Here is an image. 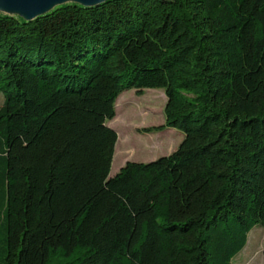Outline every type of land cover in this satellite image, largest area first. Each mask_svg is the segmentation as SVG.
Segmentation results:
<instances>
[{"label":"trees","instance_id":"1","mask_svg":"<svg viewBox=\"0 0 264 264\" xmlns=\"http://www.w3.org/2000/svg\"><path fill=\"white\" fill-rule=\"evenodd\" d=\"M147 89L184 139L110 177L117 99ZM0 225L4 264H233L264 228V0L0 15Z\"/></svg>","mask_w":264,"mask_h":264},{"label":"rangeland","instance_id":"2","mask_svg":"<svg viewBox=\"0 0 264 264\" xmlns=\"http://www.w3.org/2000/svg\"><path fill=\"white\" fill-rule=\"evenodd\" d=\"M0 15L24 19L21 13L8 12L1 7ZM166 102L167 98L162 89H147L143 95H138L135 90H129L118 97L116 102V117L108 122V126L118 134V142L115 149L116 159L114 156L110 177H114L118 173V170L128 162L149 163L156 161L162 157L171 155L180 146L184 139V134L181 131L177 129L158 130V128L165 124L164 109ZM141 109L148 115L147 118L153 117L152 121L142 123L145 118H141L130 122L128 123L130 128L127 132L124 129L126 116L133 114L138 117L140 116ZM128 134L133 140L131 146H127L125 143V138ZM127 151H129V154H124ZM4 239L5 231L0 225V264H4V252L1 251V247L3 246L4 248ZM248 244L249 247L240 256L233 259V264H240V260L244 258H247L248 264H264L263 227L256 226L250 232ZM251 245L252 247L255 246V250L249 253Z\"/></svg>","mask_w":264,"mask_h":264},{"label":"water","instance_id":"3","mask_svg":"<svg viewBox=\"0 0 264 264\" xmlns=\"http://www.w3.org/2000/svg\"><path fill=\"white\" fill-rule=\"evenodd\" d=\"M6 4L11 7L18 8L22 11L19 12L23 15L24 19L33 21L41 16H44L51 12L55 7L61 6L67 3H62L47 9L53 2L57 0H3ZM110 0H74L73 3L80 4L84 7H94L103 4ZM28 15V16H26Z\"/></svg>","mask_w":264,"mask_h":264},{"label":"bare ground","instance_id":"4","mask_svg":"<svg viewBox=\"0 0 264 264\" xmlns=\"http://www.w3.org/2000/svg\"><path fill=\"white\" fill-rule=\"evenodd\" d=\"M74 0H57L55 2H53L47 9H50L54 6H57L59 4H62V3H73ZM0 7L7 10L8 12H21V10H19L18 8H14V7H11L10 5L6 4L3 0H0ZM28 16V15H26Z\"/></svg>","mask_w":264,"mask_h":264},{"label":"crops","instance_id":"5","mask_svg":"<svg viewBox=\"0 0 264 264\" xmlns=\"http://www.w3.org/2000/svg\"><path fill=\"white\" fill-rule=\"evenodd\" d=\"M123 168V167H122ZM122 168H120L119 170H118V173H119V171L122 169ZM118 173H116V174H118ZM115 174V175H116ZM249 237V236H248ZM253 245V244H252ZM252 245L250 246L251 248H249V253H252L254 250H255V246H253L252 247ZM249 247V244H248V241H247V245H246V247L243 249V251L241 252V253H239L236 257H238V256H240L247 248ZM263 253H264V251H263ZM249 255V254H248ZM240 264H248V261H247V258L245 259H241L240 260ZM233 263V262H232Z\"/></svg>","mask_w":264,"mask_h":264}]
</instances>
